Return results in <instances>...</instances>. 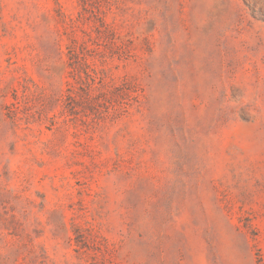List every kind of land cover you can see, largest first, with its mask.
Masks as SVG:
<instances>
[{"label":"rangeland","instance_id":"374dc122","mask_svg":"<svg viewBox=\"0 0 264 264\" xmlns=\"http://www.w3.org/2000/svg\"><path fill=\"white\" fill-rule=\"evenodd\" d=\"M0 264H264V0H0Z\"/></svg>","mask_w":264,"mask_h":264}]
</instances>
